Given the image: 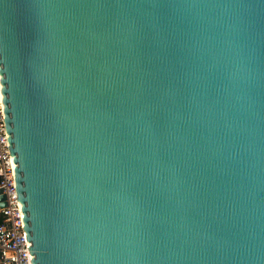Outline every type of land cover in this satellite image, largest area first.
Wrapping results in <instances>:
<instances>
[{"label": "water", "instance_id": "water-1", "mask_svg": "<svg viewBox=\"0 0 264 264\" xmlns=\"http://www.w3.org/2000/svg\"><path fill=\"white\" fill-rule=\"evenodd\" d=\"M0 97L32 264H264V0H0Z\"/></svg>", "mask_w": 264, "mask_h": 264}, {"label": "built area", "instance_id": "built-area-1", "mask_svg": "<svg viewBox=\"0 0 264 264\" xmlns=\"http://www.w3.org/2000/svg\"><path fill=\"white\" fill-rule=\"evenodd\" d=\"M0 188L7 205L0 207V264H32L16 191L15 174L0 97Z\"/></svg>", "mask_w": 264, "mask_h": 264}]
</instances>
